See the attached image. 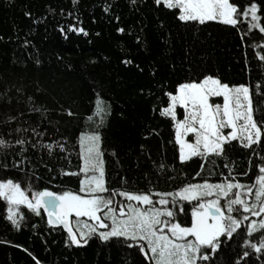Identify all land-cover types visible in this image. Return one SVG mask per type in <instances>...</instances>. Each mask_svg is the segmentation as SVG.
Segmentation results:
<instances>
[{
	"label": "trees",
	"instance_id": "1",
	"mask_svg": "<svg viewBox=\"0 0 264 264\" xmlns=\"http://www.w3.org/2000/svg\"><path fill=\"white\" fill-rule=\"evenodd\" d=\"M230 2L240 12L255 4L258 20L184 21L156 0H0V183L29 198L80 192V135L97 133L105 199L203 182L253 189L264 167V0ZM207 76L247 87L261 139L228 140L220 155L201 149L181 162L175 120L161 111L179 85ZM174 210L188 223L186 209ZM248 226L200 248L194 264H264V229L249 235ZM74 235L79 245L43 207L11 214L0 197V264H155L143 241Z\"/></svg>",
	"mask_w": 264,
	"mask_h": 264
},
{
	"label": "snow or ice",
	"instance_id": "2",
	"mask_svg": "<svg viewBox=\"0 0 264 264\" xmlns=\"http://www.w3.org/2000/svg\"><path fill=\"white\" fill-rule=\"evenodd\" d=\"M156 3L159 5L163 3L165 7L169 8H178L181 11L180 19L184 21H199L204 23L205 20H219L225 24L236 25L239 22V18L247 17L251 14L252 20H258L256 15V5L253 4L251 7L243 12H240L238 8L233 5L230 0H156ZM236 13L237 17L233 18V14ZM254 25L253 27H256ZM81 31H83L81 29ZM260 31L264 32V27H260ZM264 58V57H262ZM212 85V87H209ZM229 93H235V110L230 107V104L233 103ZM248 89L244 87L240 88H229L226 84H221L218 80H214L211 77L205 79L202 83H191L180 86L178 95H171V104L168 108H165L161 111V115H171L175 120V106L177 103L183 108H185V117L183 121H180L177 124L178 130L184 128L186 132H191L195 134L196 146L192 144L184 145L183 141L180 139V133L177 132V142L181 144V162H183L186 157L183 153L184 147L193 149V155H201L199 146L202 144L205 150H208L216 155H220L223 152L222 142L227 143L229 137L231 140H237L236 132V121L243 120L244 124L242 127L245 131H248L247 136L248 143L244 144V147H249L253 143H258L261 139V128L252 120L251 110L247 112H241L239 109L242 107L240 102V95L244 94V97L247 98ZM209 95L214 96H223L224 104L223 105H212L208 102ZM191 104L192 108L195 109L193 112L187 111V105ZM71 114V113H69ZM217 117H220L217 122ZM198 125V127H196ZM232 128L233 130L227 135H223L220 131L223 128ZM250 129L255 130L253 138V133ZM95 140H99L100 137L96 135L93 137ZM83 140V138H82ZM18 143H23V141H18ZM5 142L0 140V146H3ZM51 147V146H49ZM63 146H61V149ZM83 148V144H82ZM87 156L83 158L84 167L81 168L80 172L84 173L87 176L89 172L88 164L94 160L95 157H99L102 153L98 149L89 146L87 148ZM102 163V161H101ZM95 173V169H92ZM259 171L264 173V167H260ZM73 175H78L79 173H72ZM104 173L101 170L99 173V178L95 174L88 176L87 180L81 181V192H106L108 189L103 186ZM95 182V188H86V184H91ZM258 182L260 184L259 190L255 191V197L257 201H260L259 212H264V175L258 177ZM243 187L240 184H234L229 182L227 185H187L185 188L181 189L176 193H166V194H157L173 197V204H176L175 197H179L180 200L187 201H199L200 196L196 194L194 189L206 188L208 191L204 195H212V189H220L224 196L227 197L229 192L232 189ZM8 190V192L5 191ZM252 189H249V194L252 193ZM11 193V195H9ZM121 196L126 197L128 201H136L144 205H154V203L159 204H168L167 200H159L154 202L150 194H135L120 192L118 193ZM21 197L22 199L15 198L16 196ZM112 196L117 195L113 192ZM234 199L227 200L228 207L226 211L228 213L237 211L231 207V205L244 204V201L240 199V194L234 193ZM0 197H6L10 203H25L27 197L23 190H21L20 185L9 180L6 183H0ZM35 204L31 201L28 202V207L36 211L39 207L45 206V210L48 211V205L52 206L53 212L56 207H64L63 216L57 215V221L59 223L67 225L66 217L73 212L76 216H89L96 220H101L100 216H97L98 212H102L104 208H107L111 205V199H105L102 196H94L93 198L86 199L80 195L73 194L71 192H65L61 195H57L50 191H41L37 192L34 196ZM129 214L128 219L123 223V227H113L112 231L108 234L101 233V236L104 239H107L109 235L111 236H129V238L135 240L137 239L136 233H141L139 239L145 240L148 243L149 250L152 253H157L158 249V258L155 259V264H194V261H190L188 258L189 251H199V245H211L212 241L215 239L216 235L220 233L221 230H227V234L231 236L233 232L236 231V227L233 225L239 226L241 221L234 219L231 215L225 216L224 211L221 206H219V201L209 200L207 203H199L198 208L193 210L192 216L193 221L191 227H182L178 223H173L168 220L161 221L160 216L173 217L174 212L171 210L161 211L155 207H148L145 210H141L139 207H134L133 205H127ZM256 205L253 204L251 207L245 205L243 210L245 212L251 211L255 208ZM203 210V211H201ZM109 211L114 212V209L109 208ZM180 211H183V208H180ZM49 212V216L53 214ZM134 213V214H133ZM37 214L39 212L37 211ZM253 215H259L257 212H253ZM107 216V213H105ZM12 220L13 224L17 222L12 219V216L8 217ZM209 218H211L214 223H208ZM113 223H116L115 217L112 218ZM244 220H247L248 217H243ZM230 221L229 224L223 223V221ZM49 223H53L50 219ZM164 224L168 228V232L171 233V238L169 235L164 233L163 228H157V225ZM18 226V225H17ZM108 225L104 224L101 221V227H107ZM129 227H131L132 232L129 233ZM259 229H264V220L260 222ZM256 227H250L248 232L251 235L253 232L258 231ZM70 231V230H69ZM195 237L197 242V247L193 248V241L188 240L186 244L176 243V240H184L186 237ZM72 243L79 245L80 241L77 240L75 235H71ZM253 248H256L257 251L260 248H257L256 245H252ZM260 247L264 248V242L261 243ZM183 249V252H181ZM144 248L141 246V251ZM247 254V253H246ZM178 257V259L173 260L172 257ZM202 259H208L206 255L202 256ZM39 264V262H37Z\"/></svg>",
	"mask_w": 264,
	"mask_h": 264
},
{
	"label": "rangeland",
	"instance_id": "3",
	"mask_svg": "<svg viewBox=\"0 0 264 264\" xmlns=\"http://www.w3.org/2000/svg\"><path fill=\"white\" fill-rule=\"evenodd\" d=\"M181 14L182 13L180 12V15ZM250 16H251V14H250ZM217 21H219V20L217 19ZM209 77H211V76H207V77L203 78L199 82H191V83L199 84V83H202L205 79H207ZM211 78L214 79V80H218L215 77H211ZM191 83H183L181 85L191 84ZM181 85L178 86L176 93L170 94V96L171 95H178ZM209 87H212V85H209ZM240 87L247 88L245 85L232 86V87H229V88H240ZM229 95H230V97H231V99L233 101V103L230 104V107H232L233 110H235L234 101H235L236 94L235 93H229ZM170 96H169V104H168V106L166 108H168L170 106V104L172 103L171 99H170ZM208 102H209V104H212V105H216V104L223 105L224 104V99H223V96L209 95ZM240 102H241L242 107L239 109V111L247 112L249 109L251 110L249 93H247V98L244 97V94H241L240 95ZM178 106H180L179 103L176 104L175 109H174L176 116L178 115V112L176 110V108ZM186 107H187V111L188 112L195 111V109L192 108L191 104H188ZM181 108H182V118L181 119L175 118L176 132L179 131L180 139L183 141L184 145L192 144L195 147L196 146L195 134L191 133V132H186L184 128H180L179 130L177 128V124L180 121H183L184 117H185V108H183V107H181ZM251 116H252V113H251ZM219 119H220V117H217V122L219 121ZM252 120H253V117H252ZM243 124H244L243 120L236 121L237 136H238L239 140L245 141L246 143H248L247 136H248L249 132L244 130V128L242 127ZM196 127H198V125H196ZM232 130H233L232 128H227L226 127V128L221 129L220 131L223 133V135L227 136ZM250 131L253 133V138H255V136H254V131L255 130L250 129ZM96 135H98V134L97 133H82L80 135V148H81V155H82L81 168L84 167L83 158L87 156V151H86L87 148L89 146H92V147H94V148L99 150L100 139L98 141L93 139V137H95ZM82 138H83V140H82ZM229 140H231L230 137H229ZM82 144H83V148H82ZM199 148H200V150L202 149L205 152H209L208 150H205L203 148L202 144L199 146ZM179 149H180V156H181V144L180 143H179ZM192 152H193V149H191V148L184 147V149H183V153H184L186 159L188 157H190L191 155H193ZM88 168H89V172H88L87 176H85V174L82 173L81 181L82 180H87V177L88 176H92L93 174H95L97 176V178H99V173L102 170V163H101V160H100V156L99 157H95V154H94V160L88 164ZM93 168L95 169V173H93V171H92ZM261 175H264V173L259 174L258 177H260ZM229 182L234 183V184L238 183V184L242 185L237 180L224 181V182H219V183L203 182V183H197V184H194V185H204V184H209V185H218V184L219 185H227ZM102 184H103V180H102ZM242 186L243 187H241V188L232 189L229 192L227 197H225L223 192L220 189H217V188H213L211 190L212 193H213L212 195H204V193H206L208 191V189H206V188L194 189L193 191H195L196 194L200 196V200L199 201H195V200L194 201L180 200L179 197H175L176 204L172 203V201H173V197L172 196L157 195V194H166V193L127 192V193H135V194H150L151 198H152V200L154 202H157V201L163 199V200L169 201V203L168 204L154 203V205H144V204L138 203L136 201H128L126 199V197L121 196V195L118 194L119 197L115 196V199L112 200L111 205H109L107 208H104L102 212H98L97 213V216H100L101 220H96V219H93V218H91L89 216H76V214L74 212L69 216V218L67 217L66 220H67V223H68V221H70V224L68 223V226L73 232L74 231H78L80 233L84 232V235L85 234H88V235L89 234H96L100 238L104 239L101 236V233L108 234V233H110L112 231L113 227H121V228L123 227V223L125 221H127V219H128L129 210H128L127 205H129V204L133 205L134 207H139L141 210H145L148 207H155V208L160 209L161 211L171 210L173 212L175 211L174 208L177 205L178 212L180 211V208L182 207L183 210L186 209L190 213L188 223L186 222L187 219L185 218V216L183 217L184 218L183 222H181L180 220L175 219L174 217H167V216H160L159 219L161 221L168 220V221L173 222V223H178L182 227H191L192 221H193L192 212H193V210L198 208V204L199 203H205L206 204L207 201H209V200H217V201H219V206H221L223 209H225V211H224V215L225 216L231 215L234 219L240 220L241 221V223H240L241 225H244V224L245 225L246 224L249 225L247 227V230H249V228L252 227L253 225L259 226L260 222L262 220H264V212H259L260 201H257V199L255 197V194H254L256 190H259L260 184H259L258 178H257L253 189L249 185H242ZM85 187L86 188H89V187L90 188H95L96 187V183L93 182L90 185L86 184ZM80 189H81V183H80L79 191H80ZM249 189L253 190L251 194H249V192H248ZM180 190L181 189H178L175 192H171V193H176V192H179ZM6 192H8V190ZM237 192L240 194V199H242L244 201V204L243 205H241V204L231 205V207L234 208V209H237V211L228 213L226 211V209L228 207L227 200L234 199L235 196L233 194L237 193ZM71 193H73V192H71ZM104 193L105 192H87L86 193V192H81L80 191V192L73 193V194H77V195H80V196H82V197H84L86 199H90V198H93L94 196H97V195L104 197ZM9 195H11V193H9ZM26 197H27V201H31L33 204H35L34 197H30V198L28 196H26ZM4 198H5V200L8 203V206L10 208L11 214H13L14 211H16V207L18 205H20V204H25V205L28 206V202L27 201H25V203L16 204V203H10L9 200L6 197H4ZM15 198L22 199L18 195ZM262 199H264V198H262ZM181 202H186V203H188V205L184 207L182 205L183 203L181 204ZM253 204H255L256 207L253 208L251 211L245 212L243 210L245 205L251 207V205H253ZM41 207H43V206H41ZM60 208H61L62 213H64V207H63L62 204H61ZM109 208L114 209L115 211L111 212V211H109ZM201 211H203V210H201ZM181 212L182 211H180V213ZM253 212H257V213H259V215H253ZM105 213H107V216H105ZM245 216L248 217L247 220L243 219V217H245ZM113 217H115V220H116L115 224L113 223V219H112ZM101 221H103V223L108 225V226L107 227H101ZM208 223L211 224V223H214V221L211 218H209ZM223 223L229 224L230 221L225 220V221H223ZM156 227L157 228H163L164 229V233L169 235V237L171 238V233L168 232V228L164 224L157 225ZM233 227H236V229H237L239 226L233 225ZM131 232H132V229H131V227H129V233H131ZM140 234L141 233H136L137 239H135V240H140V242L143 241L144 243H146L145 245H147V248L149 250V246H148L147 241L139 239ZM222 235L223 236L224 235L225 236H229L227 234V230L226 229L225 230H221L220 233L218 235H216V237L212 241L211 245H199V251H189V253H188L189 260L190 261H194V263H195L197 261V259L199 258V256H201L200 248H202L204 246L205 247H210V248L211 247L215 248L217 240ZM109 237H124V238H127V239H131V238H129V236H123V235L122 236H111V235H109L108 238ZM188 240L193 241V248L197 247V242L195 241V237H192V236L186 237V239H184V240H176L175 242L179 243V244H186V242ZM149 252L151 254V258L153 259V262L155 263V259L158 258L159 249H158V252L155 253V254L152 253L150 250H149ZM181 252H183V249H181ZM172 259L176 260V259H178V257L174 256V257H172Z\"/></svg>",
	"mask_w": 264,
	"mask_h": 264
},
{
	"label": "water",
	"instance_id": "4",
	"mask_svg": "<svg viewBox=\"0 0 264 264\" xmlns=\"http://www.w3.org/2000/svg\"><path fill=\"white\" fill-rule=\"evenodd\" d=\"M5 191H7V189H5ZM47 207H48V211H46L45 210V206H43V208H44V210H45V212L47 214L48 221L50 219L53 221V223H51V225L63 227L69 233L70 236L73 235L74 232L69 228L68 223H67V225H65V224L59 223L57 221V217L55 216V214L57 213V207L55 208L54 212H53V209H52L51 205H48ZM49 212H53V214L51 216H49Z\"/></svg>",
	"mask_w": 264,
	"mask_h": 264
},
{
	"label": "flooded vegetation",
	"instance_id": "5",
	"mask_svg": "<svg viewBox=\"0 0 264 264\" xmlns=\"http://www.w3.org/2000/svg\"><path fill=\"white\" fill-rule=\"evenodd\" d=\"M57 215L63 216V213H62V211H61L60 206L57 207V213L55 214V216L57 217ZM70 215H71V214H70ZM70 215H68L67 217L69 218ZM67 217H66V218H67ZM68 223L70 224V221H68Z\"/></svg>",
	"mask_w": 264,
	"mask_h": 264
}]
</instances>
